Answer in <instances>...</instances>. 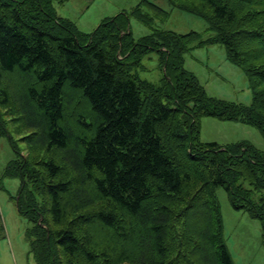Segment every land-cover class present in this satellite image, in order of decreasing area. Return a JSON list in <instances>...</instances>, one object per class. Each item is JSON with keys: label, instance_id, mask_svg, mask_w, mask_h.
<instances>
[{"label": "trees", "instance_id": "trees-1", "mask_svg": "<svg viewBox=\"0 0 264 264\" xmlns=\"http://www.w3.org/2000/svg\"><path fill=\"white\" fill-rule=\"evenodd\" d=\"M56 1L0 0V136L15 152L2 178L20 181L12 198L36 264H235L219 188L261 222L264 244V196L253 198L264 152L200 139L203 117L264 137V0H168L213 35L153 29L138 40L126 12L85 33ZM142 6L164 14L144 1L132 13L144 24ZM217 44L246 75L250 105L209 95L185 68L188 52ZM153 52L160 84L136 73Z\"/></svg>", "mask_w": 264, "mask_h": 264}, {"label": "rangeland", "instance_id": "rangeland-1", "mask_svg": "<svg viewBox=\"0 0 264 264\" xmlns=\"http://www.w3.org/2000/svg\"><path fill=\"white\" fill-rule=\"evenodd\" d=\"M144 1L161 9L164 14L157 15L155 10L142 6L152 22H140L132 13ZM54 7L59 17L70 19L85 33H92L104 19L126 12L136 40L150 34L153 29L178 34L195 31L204 39L213 35L202 18L173 7L168 0H60L54 3ZM185 68L197 76L209 95L238 104H251L252 91L247 77L240 67L229 61L223 45L191 50L185 56ZM136 73L143 79L160 84L163 71L157 53L147 55ZM200 123L203 142L222 145L246 141L264 152V137L255 127L212 117H203ZM18 146L26 156V145L19 142ZM14 158L15 152L8 138L0 136V211L5 228L4 236L0 238V264H36L27 237L31 223L20 214L17 202L12 198L17 195L20 181L2 178L5 166ZM245 185L249 187L248 183ZM216 194L221 205L224 239L234 263L264 264L261 222L250 218L244 211L233 209L224 189H217ZM262 196L264 191L255 192L253 198L258 201Z\"/></svg>", "mask_w": 264, "mask_h": 264}]
</instances>
